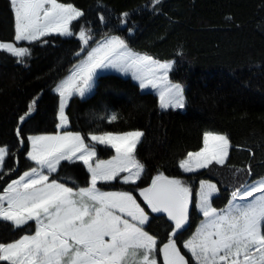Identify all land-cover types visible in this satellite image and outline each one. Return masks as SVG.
<instances>
[{
    "label": "snow or ice",
    "instance_id": "obj_1",
    "mask_svg": "<svg viewBox=\"0 0 264 264\" xmlns=\"http://www.w3.org/2000/svg\"><path fill=\"white\" fill-rule=\"evenodd\" d=\"M160 3L152 0L153 9ZM10 7L14 36L11 41H0V53L17 64L25 63L32 54L21 42L47 44V37L75 36L80 50L75 53L77 63L53 88L59 96L57 131L27 137L26 156L32 166L0 191V222L24 233L0 242V264H160L161 258L162 264H264V177L240 184L227 204L217 208L213 198L220 190L209 180H200L194 191L184 180L158 172L147 186H140L145 165L137 158L136 149L144 132H90L85 138L81 132L65 130L71 98H84L92 92L100 72L109 69L130 75L141 90H154L161 110L184 109L185 88L170 79L177 61L138 53L111 30L99 40L87 24L74 32L73 22L85 13L72 3L10 0ZM128 16V12L121 13L119 23L126 24ZM105 20L101 15L100 22ZM176 55L182 57L183 52L177 50ZM37 100L28 103L27 111L19 116L20 124L34 112ZM106 118L111 123L118 116L113 113ZM15 135L24 145L19 125ZM98 145L112 149L115 155L99 159ZM230 148L226 134L206 131L203 146L189 151L179 161V168L193 173L213 164L224 166ZM9 155L8 147L0 146V172ZM78 163L87 171V186H79L71 176L60 177L62 170ZM242 171L236 169L233 174ZM247 174L252 175L250 165ZM117 179L129 185V190L103 191L98 187ZM193 203L203 219L183 240V252L180 241L190 225ZM156 219L168 225L164 241L147 230ZM189 253L190 260L186 259Z\"/></svg>",
    "mask_w": 264,
    "mask_h": 264
},
{
    "label": "trees",
    "instance_id": "obj_2",
    "mask_svg": "<svg viewBox=\"0 0 264 264\" xmlns=\"http://www.w3.org/2000/svg\"><path fill=\"white\" fill-rule=\"evenodd\" d=\"M61 2L72 3L85 13L73 22L74 32L87 24L95 40H99L111 30L138 53L161 61L176 60L170 79L184 86L186 96L183 111H161L156 96L141 93L131 80L114 74L100 75L88 97L71 98L66 107L68 131L81 132L85 138L90 132H144L136 149L137 158L145 165L140 186H147L158 172L190 183L194 191L200 180H209L220 190L213 199L217 208L227 204L231 192L240 184L264 177V0H161L155 9L152 0ZM124 12L129 16L121 25ZM101 15L105 23L100 22ZM13 36L10 2L0 0V41H11ZM45 39L47 44L21 43L32 49L22 64L0 53V146H7L10 152L0 172V191L32 166L25 157L27 137L57 131L59 102L52 90L77 61L75 53L80 50V41L75 36ZM177 50L183 52L182 57L176 55ZM33 98H38L36 109L20 124L19 116L27 111ZM113 113L118 119L110 123L106 117ZM17 125L24 145L15 135ZM206 131L229 137V157L224 166L213 164L186 176L179 169V161L189 151L203 146ZM97 155L107 159L111 150L97 146ZM249 165L251 176L247 174ZM236 169L244 171L234 175ZM70 170L77 174L79 186H87L82 165ZM64 171L60 177L71 176ZM99 187L104 191L130 188L119 183ZM200 219L192 207L190 225L180 241L183 252V240L191 236ZM147 230L164 241L169 229L164 220L156 219ZM22 234L0 222V242ZM186 259L190 260L188 254Z\"/></svg>",
    "mask_w": 264,
    "mask_h": 264
},
{
    "label": "rangeland",
    "instance_id": "obj_3",
    "mask_svg": "<svg viewBox=\"0 0 264 264\" xmlns=\"http://www.w3.org/2000/svg\"><path fill=\"white\" fill-rule=\"evenodd\" d=\"M9 2H10V0H8ZM13 21H14V18H13ZM62 38H69V37H62ZM22 43V42H21ZM23 43H26V42H23ZM93 46H94V44H93ZM75 63H77V61L75 62ZM74 63V64H75ZM108 73H111V74H114V75H117V76H120V77H122V78H125V79H129V80H131L133 83H135L137 86H138V83L136 82V81H134V80H132V78H131V76L130 75H124V74H121V73H118V72H115L114 70H111V69H109V70H104V71H102V72H100V74L99 75H104V74H108ZM68 74H69V72H68ZM67 74V75H68ZM66 75V76H67ZM98 75V76H99ZM65 76V77H66ZM138 88H139V86H138ZM94 89V88H93ZM139 90H140V92L141 93H151V94H153V95H155L156 96V98H157V100H158V96L156 95V93L154 92V90H151V89H147V90H141L140 88H139ZM53 91V90H52ZM92 92H93V90H92ZM92 92H90V93H88V94H86V96L85 97H88ZM53 93L58 97V102H59V96L53 91ZM77 97H79V96H77ZM84 97V98H85ZM79 98H81V97H79ZM158 106H159V101H158ZM160 109V108H159ZM161 110V109H160ZM169 110H178V111H183V109H169ZM161 111H167V110H161ZM59 121H58V119H57V123H58ZM67 128H68V125L66 126V129L65 130H67ZM68 131V130H67ZM56 132V131H55ZM98 146H100V147H105L106 149H109V150H111V155H110V157L109 158H107V159H110L113 155H115V153H114V151L112 150V149H110V148H108V147H106V146H103V145H98ZM26 157V159H27V156H25ZM107 159H105V160H107ZM28 160V159H27ZM28 162H30L31 164H32V162L31 161H29L28 160ZM79 164V163H78ZM79 165H82V164H79ZM83 167V166H82ZM180 169V168H179ZM85 170V172H86V176H87V171H86V169H84ZM201 170H203V169H199V170H197L196 172H199V171H201ZM180 171L183 173V174H185L186 176L187 175H189V174H193V173H196V172H193V173H184L183 172V170L182 169H180ZM23 174V173H22ZM64 174L66 175V174H70L71 176H74V179L75 180H78L77 178V174L75 175V173L72 171V170H65L64 171ZM114 183H119V184H123L122 182H121V180L120 179H117V180H115V181H112V182H109V183H107V184H114ZM101 184H103V183H99L98 184V187H99V185H101ZM105 184V183H104ZM189 185H190V183H188ZM70 186V185H69ZM191 186V185H190ZM199 189V184H198V187H197V190ZM104 191V190H103ZM106 191V190H105ZM107 191H114V190H107ZM215 198V197H214ZM213 198V199H214ZM214 206V205H213ZM192 207H194L195 208V204L193 203V205H192ZM215 207V206H214ZM195 210H196V208H195ZM196 212H197V214L200 216V218L201 219H203V217H202V215L201 214H199L198 213V211L196 210ZM201 219H200V221H201ZM200 221L197 223V225H196V227L199 225V223H200ZM196 227H195V229H194V231L196 230ZM33 231H34V224H33ZM193 231V232H194ZM185 252H186V250H184ZM188 256L190 257V259H191V256H190V253L188 254ZM161 263H162V258H161ZM193 264H194V261H193Z\"/></svg>",
    "mask_w": 264,
    "mask_h": 264
}]
</instances>
